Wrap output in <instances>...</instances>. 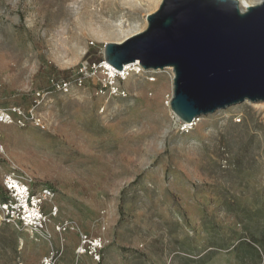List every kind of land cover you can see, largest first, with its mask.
I'll return each mask as SVG.
<instances>
[{
	"label": "rangeland",
	"instance_id": "rangeland-1",
	"mask_svg": "<svg viewBox=\"0 0 264 264\" xmlns=\"http://www.w3.org/2000/svg\"><path fill=\"white\" fill-rule=\"evenodd\" d=\"M160 5L0 0V110L27 115L0 123V200L14 176L48 217L36 231L0 211V264H264V102L187 128L169 68H102L105 44L146 30ZM83 234L107 241L100 263L77 254Z\"/></svg>",
	"mask_w": 264,
	"mask_h": 264
},
{
	"label": "water",
	"instance_id": "water-1",
	"mask_svg": "<svg viewBox=\"0 0 264 264\" xmlns=\"http://www.w3.org/2000/svg\"><path fill=\"white\" fill-rule=\"evenodd\" d=\"M148 27L104 46L117 71L138 63L171 68L172 112L184 123L244 102H264V1L243 12L238 0H163Z\"/></svg>",
	"mask_w": 264,
	"mask_h": 264
},
{
	"label": "built area",
	"instance_id": "built-area-1",
	"mask_svg": "<svg viewBox=\"0 0 264 264\" xmlns=\"http://www.w3.org/2000/svg\"><path fill=\"white\" fill-rule=\"evenodd\" d=\"M105 63L102 62L103 66ZM143 70L140 64L135 63L130 69H126L122 72H116L114 75L108 76L111 80L119 78L120 80H126L129 73L135 71L137 73ZM82 83V81H81ZM64 89L68 88V83L61 84ZM60 85V86H61ZM105 86L104 88H108ZM111 90H114L116 93L118 89L111 86ZM102 92L104 89L101 90ZM34 117V116H32ZM27 115L22 111L21 108L16 107L13 110H0V123L2 124H20L24 125ZM37 122V120H35ZM38 123V122H37ZM40 125V124H38ZM20 184L23 188V192H19L16 188V183ZM4 188L6 191L7 197L3 200H0V211L4 213L7 220L15 221L23 227L32 228L36 231H43L48 223V217L43 213L41 208V201L32 194L30 185L22 181L17 180L14 176H7L4 180ZM46 195H51V192L47 189L44 190ZM58 210L56 209V214ZM57 231L60 233L74 231V228L69 222H62L57 226ZM107 241L101 237L90 238L87 235H81L80 244L77 247V254L79 256L90 257L93 261L100 263L103 258L104 250L106 248ZM44 264H57V257L52 254V256L45 258Z\"/></svg>",
	"mask_w": 264,
	"mask_h": 264
},
{
	"label": "bare ground",
	"instance_id": "bare-ground-1",
	"mask_svg": "<svg viewBox=\"0 0 264 264\" xmlns=\"http://www.w3.org/2000/svg\"><path fill=\"white\" fill-rule=\"evenodd\" d=\"M149 2H151L154 6V8L158 7L160 5V3L162 2V0H148ZM239 2H243V6H242V11L245 12L248 8L250 7H253V6H256V5H259L261 4L264 0H238ZM241 8V7H240ZM133 66H135V64H129V65H126L124 70L126 69H130L132 68ZM102 68L104 69V71H109L108 73L112 76L114 75V73L116 72H121V71H117L115 68H113L110 64L108 63H104V65L102 66ZM123 70V71H124ZM138 70V69H137ZM169 70L172 71L171 68H169ZM142 72V70L140 71ZM139 70L137 71V73H140ZM173 72V71H172ZM107 73V72H106ZM107 73V75H108ZM200 121V118L195 120L194 124L193 125H187V128L188 127H192V126H196L197 125V122ZM187 124V123H185ZM16 183V188L19 192H23V188L20 184H18L17 182Z\"/></svg>",
	"mask_w": 264,
	"mask_h": 264
}]
</instances>
